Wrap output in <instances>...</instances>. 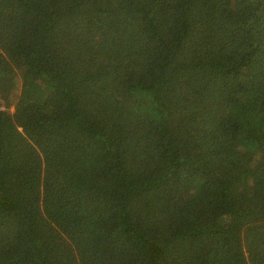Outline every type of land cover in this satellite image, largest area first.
Here are the masks:
<instances>
[{"label":"trees","instance_id":"16d2710c","mask_svg":"<svg viewBox=\"0 0 264 264\" xmlns=\"http://www.w3.org/2000/svg\"><path fill=\"white\" fill-rule=\"evenodd\" d=\"M0 264H264V0H0Z\"/></svg>","mask_w":264,"mask_h":264}]
</instances>
